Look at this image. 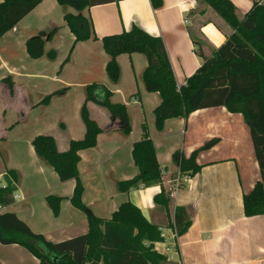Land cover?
Listing matches in <instances>:
<instances>
[{"label": "crops", "instance_id": "0c3cea01", "mask_svg": "<svg viewBox=\"0 0 264 264\" xmlns=\"http://www.w3.org/2000/svg\"><path fill=\"white\" fill-rule=\"evenodd\" d=\"M195 1L194 5L192 0H162V6L154 8L151 0H120L86 8L82 13L90 18L98 38H90L83 43L85 46L83 60H87L96 67L100 64L103 69L110 57L103 47L101 38L120 34L136 25L162 38L177 85H184L203 63V58L198 51L200 50L206 57L210 56L213 50L225 43L233 32L231 26L216 11L200 0ZM232 2L236 7L237 17L243 19L255 3L263 4L264 0H232ZM67 13L76 14L78 11L71 6L60 5L57 0H43L0 38V58H2L0 113L6 110L17 112L27 110L30 113L41 107L47 108V105L42 104L41 101L44 97L51 95L50 93L52 95L54 93L51 103L55 98L65 97L75 89L92 82L90 79L76 82L66 71L63 75L62 70H58L61 64V54L56 51L59 40H63L66 45L67 41L70 43L75 37L65 22L64 16ZM53 29H56L55 35L47 39ZM40 32H44L46 36L45 51L56 49V58L48 59L45 55L33 59L29 56L26 51V41ZM117 60L120 66V81L125 80L124 82L127 83L124 90L130 97L133 96L132 104L141 108L142 113L137 116L138 123L145 125L142 123L143 118L146 119V111L149 112L161 102L160 94L148 91L143 81V72L148 65L147 58L143 53L135 52L129 55L120 54ZM128 60L131 61L132 73L127 69ZM57 70L58 75L55 74ZM51 71L53 83L47 86ZM8 77L14 83L13 93L10 92L4 80ZM41 81L48 88L31 96L28 86L34 83L41 84ZM102 81L104 83L101 84L110 88L106 78H102ZM59 85L60 91L56 92ZM61 86L66 89L61 91ZM119 89L121 86L116 87L117 91ZM82 101L83 98L80 95L77 109L80 108ZM88 108L90 117L104 132L99 137L96 148L90 152L83 151L84 149L79 152V168L83 166L88 156H92L93 152L97 153L96 159L93 160L95 166L91 168L89 177L94 178L97 183L100 180L99 190L92 189L97 193L89 198V190L85 184L83 193L85 203L91 209L94 207V214L99 215V212H96L99 202L102 204L100 206L98 204V207L104 208V213L108 211L110 217L122 202L131 200L150 221L161 227H170L174 221L175 209L186 207L191 213L192 224L184 234L179 235L176 246L171 241L155 244L157 250L167 255L169 262L172 261L175 264H264V214L250 217L244 214L243 196L253 189L261 176L250 128L241 113L230 112L225 106H216L196 110L187 118H169L165 121L162 131H157L153 123L149 124V130L146 129V133L154 143L156 157L162 170V181L149 186L139 185L128 192L119 190V193H114L109 201L108 191L106 192L107 189L103 188H106L107 183L108 187H111L113 183L115 186L119 184V181L133 178L138 174L137 166L132 160V148L133 143L138 139L141 140L145 135H140L139 131L134 132V134L139 133L138 136L123 135L124 132L118 128V122L112 120L105 107L90 101ZM103 113L105 118L99 120V114ZM134 127L136 128L135 125ZM60 128L66 130L65 125H60ZM10 130L8 137L13 132ZM84 131L83 128L80 129V135L73 137L81 138V133ZM6 138L1 139L4 141L0 143L1 145L6 143ZM72 138L68 141L73 140ZM212 139H217L216 143L208 149L201 150L197 156V162L202 166L201 170L195 175L188 176L176 196L171 199L169 211L156 205L153 201L154 196L162 187L166 189L169 182L180 171L179 165L173 161V153L180 150L189 157L195 149ZM56 140L59 142L58 139ZM31 141L29 139L26 145L25 155L29 157L28 163L20 160L23 164L21 162L11 164L6 149L5 153H0V187L6 185L5 175L9 169L15 170L18 175L14 202L9 206H15L18 201L23 202L24 207L31 204L33 192L30 190L31 187L26 185L28 182L25 176L27 179V175L31 171H37L38 168V178H42L47 189L52 186L53 181V186L60 188L55 193L64 198L62 209H68L69 218L66 224L59 222L58 218L61 217L59 216L57 219L51 218L52 226L41 228L29 216L23 215L18 210L14 212L35 233L43 234L51 242H60L85 234L88 231V221L85 219L84 230L78 232L84 218L69 202L76 180L61 181L60 178L55 177L50 165L36 154ZM102 142L105 143L104 146L101 145ZM62 144L63 146L58 148L60 151H65L66 145ZM46 177H50V180ZM102 178L106 182L105 185L102 184ZM87 199L92 201V204ZM114 199L117 201L114 202ZM9 206L1 211H8ZM70 213H72L71 219ZM70 231H75L73 232L75 234ZM66 232L70 234L64 236ZM0 247L9 249V254L2 257V264H39V259L21 245L0 243ZM166 247L170 249L167 250ZM173 255L178 258L177 261Z\"/></svg>", "mask_w": 264, "mask_h": 264}, {"label": "trees", "instance_id": "16d2710c", "mask_svg": "<svg viewBox=\"0 0 264 264\" xmlns=\"http://www.w3.org/2000/svg\"><path fill=\"white\" fill-rule=\"evenodd\" d=\"M43 0L0 1V38L31 12ZM120 0H57L60 5L73 7L78 13H67L65 22L75 36V42L97 39L90 18L82 12L86 8ZM216 11L233 29L225 43L204 56L201 66L187 79V84L178 88L175 75L161 37L152 35L134 25L120 34L101 38L109 55L106 70L113 81L120 77L117 61L122 53H143L148 65L143 72L145 87L158 92L161 102L155 107V121L162 130L165 121L173 117L187 118L192 112L216 106H225L230 112L241 113L250 128L255 157L260 168V180L243 196L244 214L248 217L264 214V3H255L243 19L236 15L232 0H200ZM154 8L162 6V0H151ZM56 29L50 31L51 39ZM44 32L26 41V50L31 58L45 54ZM47 55L56 58V51ZM14 91L11 78L4 79ZM86 101L81 115L86 132L83 139L71 140L69 149L60 151L51 135H37L32 141L36 154L57 172L61 181L76 180L72 204L87 212L88 231L60 242H51L43 234L35 233L15 212L1 211L14 202L18 175L9 169L5 175L6 185L0 187V243L18 244L28 249L39 259V264H169L167 255L157 250L155 244L163 241L158 224L150 221L143 211L131 200L122 202L109 218L98 217L82 201L84 187L78 171L79 152L96 145L98 134L103 129L90 117L88 102L105 107L118 128L130 133L131 124L126 105L110 100L111 90L101 83H90L86 87ZM59 92V91H58ZM51 95L41 103H48ZM61 126H64L61 124ZM145 136L133 143L132 157L138 168L133 178L119 181L118 188L128 192L139 185L160 183L162 170L156 157L151 138ZM217 139H212L195 149L189 157L180 150L173 153L181 173L191 176L201 170L197 156L201 150L210 148ZM63 197L49 195L51 208L58 214ZM153 201L169 211L171 198L165 188L154 196ZM192 224V216L186 207H177L174 221L179 235ZM168 227V226H167Z\"/></svg>", "mask_w": 264, "mask_h": 264}, {"label": "rangeland", "instance_id": "374dc122", "mask_svg": "<svg viewBox=\"0 0 264 264\" xmlns=\"http://www.w3.org/2000/svg\"><path fill=\"white\" fill-rule=\"evenodd\" d=\"M66 41V40H65ZM87 40H79L75 42V37L73 38V40H71L70 43H66V45H64V41L63 40H59V44H58V49L56 51H59L61 54V64L58 68V70H62V74L64 75V71L67 72V74H69V76L71 78L74 79V81L76 82H84L85 79L87 80H91V83H104L102 81V78H106L109 82V89L111 90L112 94L110 96V100L114 103L120 102L126 105L127 111H128V116L130 119V123L131 124V131L128 134L123 133V135L132 137L134 136H138L139 133L134 134L135 131H139L140 135L144 134V130L142 129L143 125H139L138 120H137V116L140 115V113H142L141 108L139 106H136L134 104H132V97L129 96V94L124 90L125 87H127V83H125L124 81L122 82V80L120 81V77L118 81H113L111 80V78L109 77L107 70H106V65L108 63V61L105 63V66L103 69H101V65L99 64L98 67H96V65L94 64H90L88 63L87 60H83V56H84V49L85 46L83 45V43H86ZM66 46V47H65ZM64 48V49H63ZM27 51V50H26ZM48 52L45 51V54L43 56L46 55V57L48 59H51L48 55ZM122 54H128V53H122ZM129 55V54H128ZM42 56V57H43ZM41 58V57H39ZM33 59H37V58H33ZM118 61V60H117ZM2 63V58H0V64ZM127 69L130 73H132V65H131V61L128 60L127 61ZM1 68V67H0ZM56 71V75H58L59 71ZM51 80H53L52 77V71L50 73V75L48 76V81H47V86H49L50 84H52L53 82H51ZM107 82V81H106ZM90 84V83H88ZM86 83V85H83L82 87H79L77 89H75V91H72L71 93H68L67 96L65 97H61V98H55L54 100H52V102L50 103V100L52 98H50L48 103H42L47 105V108L45 107H41V109H38L37 111L34 112H28L26 111H22V112H17V111H13V110H6L3 114L0 113V143L4 142L1 139L6 138V143L4 144H0V153H5V149L6 152H8L7 154L10 157V161L12 162L11 164H14L16 162H21L20 160H22L23 163L27 162L29 160V157H27L25 154L27 153L26 151V145L28 143V140L34 139V137H36L37 135H51L56 139L59 140V142H57L56 140V145L57 148L60 147L61 145L63 146L62 143H65L66 145V150L69 149L70 146V142L68 141L69 138H72L73 136H79L80 135V129L83 128V133H81L82 137L81 138H72L73 140H79V139H83L85 136V132H86V128L82 115H81V108L83 103L86 101V96H87V91H86V87L88 85ZM106 84V83H105ZM47 86L40 83H34L32 84V86H28V90L30 95H36L37 93L39 94L41 91H43ZM117 86H121V89H119L118 91L116 90ZM48 88V87H47ZM61 91L66 88L61 86ZM60 91V85H59V89L56 91L58 92ZM82 92V94H81ZM49 94V93H48ZM52 94V93H50ZM28 95V92H27ZM80 95L83 98L82 104L80 105V108L77 109V104L78 101L80 100ZM38 96V95H37ZM137 96V95H136ZM89 103V102H88ZM49 105V106H48ZM44 106V105H43ZM154 109L155 107H153L151 110H149V112L146 111V119L143 118V123L146 125V129L149 130V124L153 123L154 127L156 128L157 131H162L159 130L156 126V121H155V114H154ZM105 113L106 110H105ZM105 118L104 113L103 114H99L98 119L99 120H103ZM64 124L66 127V130H63L60 128L61 124ZM83 123V124H82ZM133 124V126H132ZM84 125V126H83ZM134 125L136 126V128L134 127ZM11 129V130H10ZM15 129V130H14ZM78 129V132H77ZM13 131L10 134V137H8V132ZM104 134L103 131H101L98 136H97V142H99V137ZM149 134V132H148ZM142 136V137H143ZM141 139V138H140ZM71 140V139H70ZM120 140V139H119ZM139 140V139H138ZM136 140V141H138ZM31 141V143H32ZM23 145V146H22ZM102 146L105 145L104 142L101 143ZM22 146V147H21ZM97 143L95 146L90 147V148H86L83 151H92L94 148H96ZM59 150V148H58ZM65 150V151H66ZM97 157V153L93 152L92 156H88L85 161L84 164L81 168L78 166V171L80 173V179L81 182L83 184V187L85 188V184L88 187V197L90 198V196H94L95 193L92 191H98V185L99 182L97 183V181L92 178L89 177L90 176V171L91 168H94L95 163L93 162L94 159H96ZM133 160V158H132ZM9 161V162H10ZM21 162V164H23ZM134 162V161H133ZM28 168V166H26ZM52 168V170L54 171V175L55 177L57 176L59 179V176L57 174V172L55 171V169L50 166ZM36 167H34L35 169ZM137 168V167H136ZM26 171V169H25ZM137 173H138V168H137ZM83 176V178H82ZM23 177H24V173H23ZM42 177V175H41ZM47 180H50V177H46ZM25 180L28 182L26 185L30 186L33 192V199L31 197V204H29L28 207H24L23 202L18 201V203L11 207H8V211L14 212V211H19L22 212L23 215H26L27 217L29 216V218L38 226L42 227H50L52 226V220L54 217H56V219L61 216L59 219V222H65L66 224V220L69 218V212L68 209H62V202L64 200V198L61 199L60 201V207H59V212L58 214H55L53 209L51 208L49 201L47 199V197L49 195H56L59 196L58 194L55 193V191L59 190L60 188H58L56 186V188L53 186L54 181L52 186L47 189V186H45V183H43L42 178H38V168L37 171L34 170L30 172L29 175H27V179L25 176ZM103 181L102 184H106V182L104 181V179H101ZM112 185V184H111ZM97 187V190H96ZM100 187V186H99ZM55 188V189H54ZM104 189H107L106 192L107 193V199L109 197V201L112 198L114 193H119V189H118V183L114 186V183L111 187H108V183L106 188L103 187ZM49 190L51 192H49ZM35 192V193H34ZM74 192V191H73ZM64 193V191H63ZM84 193V192H83ZM73 195V194H72ZM96 195V194H95ZM61 197V196H60ZM71 198V197H70ZM82 201L84 202V204L92 211L93 213V209L94 207H92L93 209L90 208V206L88 204L85 203V201L83 200V196H82ZM87 201L92 204L90 200L87 199ZM114 202L117 201L116 199L113 200ZM69 202L71 203L72 207L74 209H76L78 212H80V215L84 218V222L82 223V225H80V229L78 232H80V230H84L83 229V225H86V220L87 219V212L84 210H81L77 207H75L72 202L71 199H69ZM44 203V205L42 204ZM69 203V204H70ZM102 204V202L97 203V207H96V212H99L98 217H109L108 211L106 213H104V208H100L98 207ZM94 206V205H93ZM47 209V210H46ZM101 209V211H100ZM49 211H51L50 213H52L50 215ZM102 212V213H100ZM94 214V213H93ZM100 214L102 216H100ZM97 216V214H94ZM72 218V213H70V219ZM69 219V220H70ZM86 219V220H85ZM55 226H56V221H55ZM72 232V231H70ZM70 232H66L64 236H67L70 234ZM75 232V231H73ZM72 234H75L73 233ZM87 232V231H86ZM58 236V235H57ZM62 236V235H61ZM58 239V237H57ZM9 254V249L6 247H0V264H2V257H4V255ZM12 254V253H11ZM173 254V253H171ZM174 256V255H173ZM175 261H177V257L174 256ZM169 264H175L174 262L170 261Z\"/></svg>", "mask_w": 264, "mask_h": 264}, {"label": "built area", "instance_id": "2783aa9c", "mask_svg": "<svg viewBox=\"0 0 264 264\" xmlns=\"http://www.w3.org/2000/svg\"><path fill=\"white\" fill-rule=\"evenodd\" d=\"M196 1L192 0V4L195 5ZM187 84V81L184 83V85ZM178 88H180V86H178ZM188 176L181 173V171H179L177 173V175L169 182L167 188H166V193L169 196V198H174L176 196V194L178 193V191L181 189V187L183 186V183L187 180ZM160 231H161V237L163 239V242H168L171 241V243H173V245L176 246V243L178 242L179 239V233L176 229L175 226L173 227H160ZM162 242V241H161ZM165 249L169 250V247H166Z\"/></svg>", "mask_w": 264, "mask_h": 264}]
</instances>
